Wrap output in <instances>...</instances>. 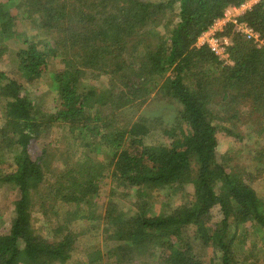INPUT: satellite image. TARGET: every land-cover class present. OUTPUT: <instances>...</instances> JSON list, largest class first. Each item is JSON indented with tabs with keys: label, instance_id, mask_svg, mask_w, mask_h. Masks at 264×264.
<instances>
[{
	"label": "trees",
	"instance_id": "trees-1",
	"mask_svg": "<svg viewBox=\"0 0 264 264\" xmlns=\"http://www.w3.org/2000/svg\"><path fill=\"white\" fill-rule=\"evenodd\" d=\"M4 1L0 61L28 22L38 35L24 40L17 54L22 77L29 83L42 78L59 58L62 68L49 73L56 113H43L24 84L0 69V165L13 168L0 169V185L19 195L10 232L0 234V264L67 263L92 232L71 228L86 210V219L106 225L107 257L116 264L135 256L149 264H205L188 232L210 264H258L249 252L257 246H246V237L255 229L264 244V200L249 182L264 166L252 171L231 164L242 146L220 156L217 134L226 132L249 152L253 143H243L264 138V48L234 26L222 35L231 41V63L196 47L216 20L245 0ZM239 21L264 39V0ZM103 76L107 87L84 84ZM156 103L180 106L172 123L162 109V117L150 116ZM55 127L64 146L51 153L59 157L57 168L48 150L38 159L30 153ZM153 131L171 142L146 145ZM105 178L124 192L111 193L97 215ZM153 193H162L159 213L150 203ZM35 213L46 224L41 233ZM94 254L87 264H103L102 251Z\"/></svg>",
	"mask_w": 264,
	"mask_h": 264
},
{
	"label": "rangeland",
	"instance_id": "rangeland-1",
	"mask_svg": "<svg viewBox=\"0 0 264 264\" xmlns=\"http://www.w3.org/2000/svg\"><path fill=\"white\" fill-rule=\"evenodd\" d=\"M149 1V0H147ZM156 1V0H153ZM0 2H3V0H0ZM4 2H8V0H5ZM9 3V2H8ZM12 5V3L8 4ZM24 14L21 11L20 16ZM20 33H23L22 38L18 41V39H14L9 41L10 49L9 52L6 54V56L0 61V69L4 71L7 76L10 79H15L19 81L20 83L24 84V87L26 88V91L31 95L32 98H35L38 107L41 108V111L43 113L50 112V113H56V104H55V98L58 97L57 92L55 91L54 87L52 86V79L49 76V73H53L55 71V68L61 67V59H55L53 63L50 64L49 73H46L42 78L35 80L32 83L27 82L21 75L19 71V59L17 57L18 52L23 48V41L26 39H29L30 41H37V32L34 31L32 28V25L28 24V22H25L24 24L19 25ZM162 32H164L163 28L160 29ZM109 81L108 76H103L99 80H96L95 82H92L90 80H85V86L89 87L90 85H93L97 88H103L104 86L107 87V83ZM154 107L151 108L152 112L150 113V116L153 118L154 116H160L161 109L163 111V114H165V119L170 124L172 123V120L175 115L177 114V111L180 109V106L176 103H172L169 106V109L164 108V106H160L159 103H156L153 105ZM1 113V112H0ZM149 116V114H148ZM155 118V117H154ZM1 119V118H0ZM173 125H164V128H172ZM159 127H161L159 123ZM163 127V126H162ZM61 136L62 132L58 127H55L49 136L45 137L42 140H39L35 143H33L30 153L32 155L33 159H38L42 156L43 152L45 150H48L50 153L49 161L52 165H54L56 168L57 166L60 167V161L59 157L57 156H51V153L54 149L58 148L61 150H64V146L62 147L61 142ZM254 137V135H252ZM217 138L219 140V147L218 152L219 155L222 156L232 150H237L239 147L242 146L240 149L242 152L238 157H233L234 160L231 164L233 165H239L240 167H245L246 169H250L252 171L256 170L258 166H264V153L260 152L259 150L263 149L258 146V140L261 146H264V138L259 139H253L251 138L247 140L243 144H250L249 147H252L250 152L248 149H244V145L239 144L234 138H231L226 135V132L219 130L217 134ZM260 139H262L260 141ZM171 141L169 138H166L163 136V133L161 131H153L149 137L146 138V145L148 146H158L161 144H169ZM66 146V145H65ZM258 150V152H256ZM80 156V155H79ZM261 163V164H260ZM0 169L3 172H10L13 170L10 163H5L3 165H0ZM0 170V171H1ZM251 186H253L258 194L261 196V198L264 200V173H260L256 175L255 180L252 182H249ZM101 190L99 194V198L97 205L95 207V212L97 215H103L105 206L110 198L111 193L115 192L118 193L116 197H119V195L124 192V190L115 185L114 182H112L111 178H105L101 183ZM115 190V191H114ZM159 192V191H158ZM152 197L150 198V203H152V206L154 207L156 212H160L162 210V204H163V197L162 193H153L151 194ZM122 197V196H120ZM19 199L18 192L13 189V187L0 185V234L7 235L10 232L12 220L15 216V204ZM123 201L128 202L126 198H122ZM181 200H178L180 202ZM73 205L71 206H64L63 210L67 209H73ZM219 210V209H218ZM215 211L216 220H219L221 218V213L219 211ZM84 217L75 219L71 225V228L74 229L76 232H85L87 230H90L92 232H88L85 236H83V239H81L80 244L76 246L75 252L73 254V258L69 260L67 263H58V264H87L90 258L91 254H94L96 251H102L104 254L103 261L100 263L103 264H116V259L107 257L108 251H110V242L105 238V228L106 225L104 223H101V228H99V223L96 220L95 222H92V219H86L85 216H88L87 210L86 212H81ZM34 229L41 233L42 230H44L45 225L43 223V217L39 213L34 214ZM92 218V217H91ZM246 237V246H257V248L253 251V248L249 250V252H253L255 257L257 256V259L259 260L258 264H264V244L262 243V235L258 236L257 231L254 229L250 231ZM239 234H241V231H239ZM194 236L191 232H188V238L190 239L193 246H197L196 250L198 251L199 257L204 261L205 264H210V258L209 256H204V254L200 251L202 250L201 244H199L198 241L193 240ZM242 234L239 235L238 240H242ZM195 239V238H194ZM115 245L117 244L114 242ZM113 243V245H114ZM238 247V246H237ZM241 252V251H240ZM248 252V253H249ZM93 258L97 257V262L101 260L102 255L100 254H94ZM101 256V257H100ZM135 256L132 259V262L130 264H149L148 260H143L141 258H136ZM125 264H129L125 263ZM153 264V263H152Z\"/></svg>",
	"mask_w": 264,
	"mask_h": 264
},
{
	"label": "built area",
	"instance_id": "built-area-1",
	"mask_svg": "<svg viewBox=\"0 0 264 264\" xmlns=\"http://www.w3.org/2000/svg\"><path fill=\"white\" fill-rule=\"evenodd\" d=\"M261 1L262 0H245L240 6L228 9L222 18L216 20L213 26L198 38L196 47H207L220 60L231 63L230 54L228 52L231 41L229 38L222 35L226 33L230 26H234V30L237 34H241L246 37L247 40L252 41L259 49L264 48V39L261 34L254 31L246 23H240L239 21V19L248 12H252Z\"/></svg>",
	"mask_w": 264,
	"mask_h": 264
}]
</instances>
